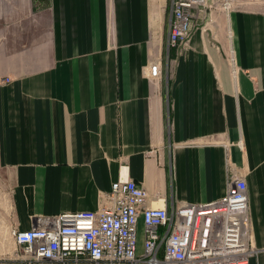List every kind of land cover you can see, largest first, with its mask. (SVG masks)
<instances>
[{"label": "crops", "instance_id": "crops-1", "mask_svg": "<svg viewBox=\"0 0 264 264\" xmlns=\"http://www.w3.org/2000/svg\"><path fill=\"white\" fill-rule=\"evenodd\" d=\"M171 5L0 0V264H26L14 231L96 211L122 177L171 209L223 198L232 173L264 264V0L194 10L181 56Z\"/></svg>", "mask_w": 264, "mask_h": 264}, {"label": "built area", "instance_id": "built-area-1", "mask_svg": "<svg viewBox=\"0 0 264 264\" xmlns=\"http://www.w3.org/2000/svg\"><path fill=\"white\" fill-rule=\"evenodd\" d=\"M218 1L229 10L234 0ZM208 3L172 0L168 54L189 50L194 10ZM161 68V62L151 64L148 77L160 78ZM152 203L144 187L122 177L96 211L42 218L28 231H14L18 258L26 264H250L258 253L247 183L236 173L219 200L171 209ZM140 219L145 240L138 254Z\"/></svg>", "mask_w": 264, "mask_h": 264}, {"label": "rangeland", "instance_id": "rangeland-1", "mask_svg": "<svg viewBox=\"0 0 264 264\" xmlns=\"http://www.w3.org/2000/svg\"><path fill=\"white\" fill-rule=\"evenodd\" d=\"M144 225H143V221H142V226H140L139 228V233H138V246H137V251L138 254H141L144 250Z\"/></svg>", "mask_w": 264, "mask_h": 264}]
</instances>
